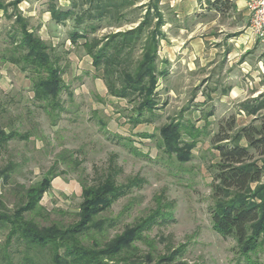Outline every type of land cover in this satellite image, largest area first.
<instances>
[{
	"label": "rangeland",
	"instance_id": "obj_1",
	"mask_svg": "<svg viewBox=\"0 0 264 264\" xmlns=\"http://www.w3.org/2000/svg\"><path fill=\"white\" fill-rule=\"evenodd\" d=\"M25 1L19 4V9L34 31L62 55L63 78L70 86L61 94L64 106L61 112L59 109L47 112L34 101L29 76L4 59L6 49L11 47L9 29L14 18H9L0 10V124L8 129L31 133L28 140H12L6 149L0 150V170L9 164L13 166L8 180L0 176V198L7 207L13 209L19 203L22 185L29 186L39 181L53 167L57 175L41 199L43 209L27 216L43 225L72 223L78 218L83 182L94 183L97 172H104L110 157L116 154V162L121 167L117 177L119 183H125L134 176L144 181L101 215L113 219L115 225L101 233L92 231L84 238L86 243H90L93 237L101 241L114 237L126 226L152 213L158 207L157 198H160L165 214L160 215L157 223L144 231L143 238L134 243L140 253L163 255L182 245V258L190 264H247L238 251L236 241L217 232L211 220L210 207L215 201L213 175L219 160L211 138L220 121L218 118L213 122L207 119L198 121L197 115L205 116L212 110L201 108L197 114L194 113L195 108H191V99L202 83L197 86L183 85L180 94L170 95L173 83L164 70L166 74L160 75L158 82L162 84V94L157 96L160 106L156 108H160L162 113L154 112L155 116H151L150 121L134 124L131 115L134 114L135 103L126 99L116 100L106 92L102 71L94 67L92 57L88 56L83 46L86 38L72 41L74 19L58 24L45 11L49 0ZM114 2L119 5L118 13L124 16L119 17L112 12L101 20H85L82 27L92 22L98 27L94 33H88L89 38H101L108 33L136 26L147 6H153L154 0ZM197 2L199 0H160V8L167 23L180 19L175 11L178 4L183 6L182 9L186 6L189 9L190 4L194 6ZM58 4L62 7L76 4L78 13H83L90 7L91 1L58 0ZM29 13L32 15L29 16ZM166 23L162 27L166 36L160 39L158 59L161 43L168 46L171 33L170 28L166 29ZM237 107L227 115L236 112ZM175 120L186 125L182 136L184 140L193 141L190 132L199 130L196 145L191 149V159L185 162L175 154L165 152L160 145L159 128ZM241 120L238 121L240 125L251 118L247 115ZM114 135L131 140L121 139L119 142ZM6 236L7 230L0 228V264H8L3 259L6 252L12 264H22L24 246L12 242L6 247ZM45 256L40 255L39 260L47 261ZM253 258L264 260V246L253 254Z\"/></svg>",
	"mask_w": 264,
	"mask_h": 264
},
{
	"label": "trees",
	"instance_id": "obj_2",
	"mask_svg": "<svg viewBox=\"0 0 264 264\" xmlns=\"http://www.w3.org/2000/svg\"><path fill=\"white\" fill-rule=\"evenodd\" d=\"M22 1L0 0V9L9 18H14L9 29L11 47L6 49L4 59L29 76L34 101L39 106L47 112L55 109L61 112L64 109L61 94L70 86L63 78L62 55L30 26L28 18L19 9ZM90 1V7L83 13H78L76 4L62 7L58 0H49L48 10L52 20L58 24L74 19L72 41L86 38L83 46L92 57L94 67L102 71L108 93L135 103L131 121L134 124L150 121L159 104V77L166 74L158 67L160 39L166 36L162 31L166 20L160 0H154L152 7L147 6L136 26L108 33L101 38L88 37V33L98 29L97 24L92 22L84 27L81 24L85 20H101L112 12L119 17L124 14L118 13L119 5L114 0ZM218 2L227 3L226 0L215 1ZM137 51L140 53L137 54ZM69 93L72 95L71 91ZM239 111L254 117L240 125L237 118ZM185 126L175 120L159 128L160 145L164 151L175 154L182 162L191 159V149L196 145V134L199 133L194 129L190 132L193 141L184 140ZM30 136V131L8 129L0 124V150L6 149L12 140H28ZM114 137L119 142L126 139L118 135ZM211 142L219 154L212 184L215 201L210 207L213 227L224 237L236 241L238 251L247 264H264V260L253 258V254L264 246V94L240 102L238 111L222 118ZM130 148L136 152L133 147ZM116 158V154L110 157L109 165L104 172H97L94 183L83 182L78 218L67 225L58 222L43 225L27 216L43 209L41 199L57 175L53 167L39 181L21 186V199L13 209H9L0 198V228L7 230L5 245L8 247L17 242L24 246L22 264H190L182 258V245L157 256L151 252L140 253L134 245L143 238L144 231L165 214L160 198H157L159 203L155 211L126 226L109 240L101 241L93 237L90 243L85 242L84 238L92 231L101 233L115 225L113 219L101 215L144 181L134 176L125 183H119L117 177L121 167ZM12 169V164L6 165L0 170V176L8 180ZM40 255H46L47 261H40ZM3 259L12 264L8 252Z\"/></svg>",
	"mask_w": 264,
	"mask_h": 264
},
{
	"label": "crops",
	"instance_id": "obj_3",
	"mask_svg": "<svg viewBox=\"0 0 264 264\" xmlns=\"http://www.w3.org/2000/svg\"><path fill=\"white\" fill-rule=\"evenodd\" d=\"M215 1L199 0L189 9L178 4L175 11L180 19L167 21L168 46L161 43L159 55V70H165L173 83L170 95L181 93L183 85L202 83L191 99V108L199 114V109L209 107L211 114L197 115L198 121L208 122L220 121L240 102L264 94V46L249 29L246 0ZM161 90L159 83L157 96ZM155 112L162 113L160 108ZM246 117L244 111L237 113L238 121Z\"/></svg>",
	"mask_w": 264,
	"mask_h": 264
},
{
	"label": "built area",
	"instance_id": "obj_4",
	"mask_svg": "<svg viewBox=\"0 0 264 264\" xmlns=\"http://www.w3.org/2000/svg\"><path fill=\"white\" fill-rule=\"evenodd\" d=\"M246 4L250 17L249 29L264 46V0H246Z\"/></svg>",
	"mask_w": 264,
	"mask_h": 264
}]
</instances>
